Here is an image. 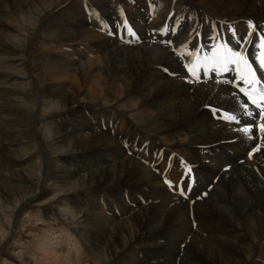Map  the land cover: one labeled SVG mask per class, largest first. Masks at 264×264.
Masks as SVG:
<instances>
[{
    "label": "bare ground",
    "instance_id": "1",
    "mask_svg": "<svg viewBox=\"0 0 264 264\" xmlns=\"http://www.w3.org/2000/svg\"><path fill=\"white\" fill-rule=\"evenodd\" d=\"M15 1L20 0H11L15 11L19 12L25 5L32 6L42 20L52 14L51 7L62 0H21L22 8L17 7ZM91 1L84 0L77 7L64 5L55 8L51 15L58 19L57 22L54 20V28L60 30V39L68 47L82 50H76L77 58L66 62L65 68L75 76L91 78L94 86L91 92L101 94V99L110 98V104L115 106L122 102V107L127 106V112L135 107L141 108L137 109V120L141 123L147 120L145 126L158 132L145 133L138 130L134 122L124 123L125 128L119 127V117L101 102L80 106L82 93L78 90L81 86L75 89L78 84L71 85L74 86L71 90L56 87L50 91L64 106H70L61 115L62 136L65 139L75 137L76 146L83 150V154H79L87 153L84 158L87 165H79L84 171L89 170L88 174L80 177L73 166L71 169L62 166L61 170L68 176L66 182L71 184V177L76 172L85 186H93L97 191L112 189L114 194L125 189L131 198V203L125 204L127 210L122 207L117 216L113 213L116 220L122 211L131 216L129 221H117L115 230L108 229L109 223L104 222L103 212L92 211L94 203L88 205L92 208H84L83 222L87 223L83 224H86L88 236L95 235L97 246H103L107 252L114 248L115 253H120L132 242L131 248L145 255L138 259L139 264L147 260L148 264H173L172 255L182 254L183 264H219L225 261L224 258L226 262L223 264H264V133H258V115L248 117L243 114L240 104L246 100L238 89V85L253 86L240 80L235 65L229 64L228 71L210 70L213 46L227 44L248 58L264 84V74L259 70V60L264 59L261 42L264 0H101V10ZM3 3L0 0V9ZM44 11L47 14H43ZM125 19L136 33L135 37L125 31ZM59 20L63 24L59 25ZM5 21L0 17V37L8 30ZM249 21L256 26L255 31L249 28ZM165 26L170 30L168 34L162 31ZM232 30L236 32L235 38ZM8 42L6 38L4 43L8 48L17 54L24 53V48ZM184 44L188 45L186 54L179 57L173 50ZM189 52L196 55H187ZM220 52L226 55L223 49ZM21 60L27 62L25 66L29 65L28 61ZM55 60L57 63L49 60L45 64L48 72L54 78L65 77L58 64L62 59ZM185 65L193 67L199 80L188 72ZM165 68L167 72L163 70ZM104 78L109 85L106 89L101 82ZM118 85L127 89L121 98L114 99L113 94L120 96L114 93ZM260 87L264 91V87ZM129 94L131 97L125 99ZM261 105L264 106V100ZM10 107L7 102L0 103V133L12 138L5 142L0 135V167L8 168L6 174L0 171V192L5 191L2 192L5 197L19 198L24 203L29 172L15 157L16 147H19L16 140L23 137L12 128L15 120L12 116L14 110ZM148 110L155 113L151 120L142 114ZM248 110L254 114L260 112L259 108L249 104ZM225 112L237 115L240 122L220 119ZM71 126L73 130L69 128ZM249 126L252 130L245 134L242 129ZM256 148L260 150L253 151ZM249 153H252L251 157ZM58 155L74 161L81 157L76 153L73 157L66 153ZM187 166L192 167V181L185 176ZM165 181H171L173 187L170 188ZM181 183L186 191L191 183L187 198L176 188ZM42 195L45 192L39 197ZM77 200L81 201L80 198ZM166 220L168 225L162 227ZM127 223L137 227L131 242L123 237L126 230L121 232V229H127ZM177 227H182L181 234L174 239L172 234L175 231H166ZM199 228L207 231V240L199 234L193 239ZM68 232L67 228L60 231L48 229L38 237L39 264H87L88 254L73 233L69 232L73 238L72 247L63 248V236ZM118 232L124 233L123 236L119 237ZM202 233L205 234L204 230ZM116 234L121 250H117L113 243ZM212 242L219 245L220 253L210 250L211 246L209 249Z\"/></svg>",
    "mask_w": 264,
    "mask_h": 264
},
{
    "label": "rangeland",
    "instance_id": "2",
    "mask_svg": "<svg viewBox=\"0 0 264 264\" xmlns=\"http://www.w3.org/2000/svg\"><path fill=\"white\" fill-rule=\"evenodd\" d=\"M2 1H4V3L2 7L3 9H0V17L4 21L5 19H8L4 23V26L8 25L5 27L8 30L4 32L5 34H3L2 37H0V45L3 46V49L0 50V92L1 94H3V92L6 93L5 95L0 94V103L7 102L11 106L10 108L14 110L12 116L14 117L15 121L12 125V128L23 137L20 139L17 138L16 140L19 143V147H16L18 151H15V157L25 164L24 167L27 168L26 172H29L26 178L29 180L27 183V190L25 189L26 195H24V197L26 199L24 203H22L19 198H11L9 196L5 197V195L2 194V192L5 193V191L0 192V264H39V255L37 250L39 244V241L37 240L38 237H40L44 231H47L48 229L60 231L62 228L69 229V232L73 233L78 241H80L85 253L88 254L87 264H139L137 263L138 259L140 260L144 258L145 255L143 252H139L131 248V241L134 240V236L137 233L134 232L137 231V227L135 225L127 223L128 226L125 227L127 229H121V232L126 230L124 232L126 236H123L124 233L122 234L118 232L119 237L122 234L123 237H127V239H129V242H131L129 247L121 250V248L118 247L119 240L117 238V234L114 236L116 238L113 239V243H115L114 246L118 244L116 249L121 250L120 253L116 252L118 255L115 257H113L114 254L116 255V253L113 251L114 248L111 249L113 252L111 250H108L107 252V249L102 248L103 246H97L98 242L97 238H95V235L88 236L89 234L86 231V224H83L87 223L86 221L83 222L85 219L83 215H86L84 208H92L88 205L95 204V208L93 207L92 211L98 209L96 212H103L104 222L109 223L107 225L108 229L115 230L114 226L117 224V221L121 223L123 221H129L131 216L129 217L125 211H122L120 213V217H118L116 220V218L113 217V213L116 215L122 207H125V210H127L128 207L125 204H130L131 198L128 197L125 189L122 192L119 191L118 193L114 194L112 189L109 190L104 188L97 191L95 188H93V186L83 185L84 180L79 178L80 175L78 174H81L80 177H82V175L86 176L88 174L89 170L84 171L82 168L83 165L86 166L88 163L85 162L86 159H84L86 158L87 153L80 155L83 154V150L81 147L76 146L74 139L75 137H72V139H65L62 136L63 126L60 123L62 122L61 115L65 114L70 106H64L57 100L58 97H55V94H51L50 91L56 87H62L64 89L71 90L72 87L78 84V87L76 86L77 88L75 87V89L78 90V88L81 86V88L78 90L82 93L80 96V106H83L84 104H97L98 102H101V104H105L104 107L109 109V111L111 110L112 114L119 117V127L123 126V128H125V124L134 122L136 128L138 130H142L145 133L149 132L154 134L157 133L158 130H154V128L151 126L146 127L145 125L147 120L143 123H141L142 121L137 120V114H139L137 109L141 108L135 107L131 112H127V106L124 105V107H122V102L117 103L115 106L112 103L110 104V98L101 99V94L91 92L92 88L94 87L90 82L91 78L84 79V77H80L79 75L75 76L72 74L73 72H71V70L65 68L64 64L69 62L71 58H77L75 52H77V49L81 50V48L72 49L71 46L68 47L66 45L67 43L62 41L63 39H60L62 36V34H60V30L58 31L56 28H54V22H57L58 19L52 18L51 15L53 14L55 8H60L64 5L68 7H77L80 4H83L84 0H62L59 4L55 2L54 4L57 5L54 8L53 6L51 7L52 14H47V12L44 11L43 14L47 15L44 16L42 20L41 17L36 15V12H34L35 9L32 8V6L29 8L28 5H25L27 1L24 3L25 6L19 4L21 0L15 1V3L17 2V7L22 8L23 6V9L19 12L13 9L14 4L11 2V0ZM94 1L95 0L91 2L96 7L98 6L100 10L103 9V6L101 7L100 4L101 0H96V4ZM141 11L143 12L144 10L141 9ZM15 12H17V15ZM12 14L14 16H11ZM11 17L17 18L13 19ZM28 17L29 19H27ZM61 22L62 21L59 20V25L63 24V22ZM118 27L120 28L121 26ZM6 38L9 40L8 43H14L13 45L16 47L24 48V53L17 54L12 48H8L4 43ZM124 43H126V41H124ZM128 44H130L129 41ZM21 58L28 61L29 65L25 66L27 62L24 63ZM55 59H62L58 64L59 67L65 72V77L54 78L51 76L50 72H48L45 64L47 61L49 62V60H51L52 63H57ZM100 65H102V62ZM48 76L49 78H47ZM91 76L93 77L94 75ZM75 78H78V80ZM75 82L77 83L75 84ZM79 82L81 84H79ZM101 82H104L105 89L109 87L108 82L105 83V78L103 80L101 79ZM73 84L74 86H71ZM126 89L127 88L124 85H118L114 93L120 94V96H115V94H113L112 97L114 99H117V97L121 98V96L124 95L123 93ZM130 97L131 94H129V96L125 99ZM109 104L111 106H109ZM142 114L147 115V118L150 117L148 120H151L155 113L153 110H148L147 113L142 112ZM122 115L123 117H121ZM109 126H111V123ZM69 128L70 130H73V126ZM0 135L3 136L2 138L5 142L12 140V138H8L2 133H0ZM61 153H66L70 156L72 155V157L80 153L78 156L81 157L80 159H75L78 162V164H76L77 162L74 161V159H66V161L62 155H58ZM52 156L56 158L52 159ZM70 161L72 163H70ZM79 161L81 163H79ZM53 162H56L57 164H54ZM78 165L79 167H77ZM62 166L68 168L70 166V169L73 166L72 169L75 168V171H79V173L74 171L75 176L71 177L73 178L71 184L66 182L67 180L65 179H67L68 176L61 170ZM6 170L8 171L6 166L4 167L3 165V167H0V171H3L1 173L6 174ZM166 176L169 177V179L171 178L168 172H166ZM5 186L6 183H4L3 187ZM102 191H104V193ZM43 192H45V195L39 197V195ZM76 198H80L81 201L77 200ZM87 202L89 203L87 204ZM96 204H98V207ZM122 217L126 218L121 219ZM114 219L116 221L111 223L110 220ZM167 223L168 221L166 220L162 227L168 225ZM181 229H178L177 227L167 229L166 232L173 233L172 231H175L172 234L173 238L175 239L177 238L176 235L181 234ZM201 229L202 228H199L197 230L200 231L199 233L196 231V234H193V239L198 234L205 236L206 239L207 231L203 229L205 232L204 234L202 233L203 230ZM62 231L65 233L64 230ZM69 232L63 236L64 241L61 243L63 248L72 247L73 245V238L71 239ZM133 232L134 236L132 237ZM186 232H188V229ZM61 238L62 237L59 239ZM127 239L125 238V240ZM208 239L212 240L211 237ZM218 248L219 245L217 243L214 244L212 242L209 244L210 250H215L217 253H220ZM103 250L106 253L103 252ZM183 257L184 254L175 257L172 255L171 259L173 260L174 258L173 264L174 262L175 264H183ZM224 259L225 261L219 262V264L225 263L226 258ZM147 261L143 264H148Z\"/></svg>",
    "mask_w": 264,
    "mask_h": 264
},
{
    "label": "snow or ice",
    "instance_id": "3",
    "mask_svg": "<svg viewBox=\"0 0 264 264\" xmlns=\"http://www.w3.org/2000/svg\"><path fill=\"white\" fill-rule=\"evenodd\" d=\"M123 24H124V28L127 34L135 37L136 33L133 31L132 27L129 26L127 19L124 20ZM248 24H249V28L252 31H255L256 26L252 23V21H249ZM162 31L165 34H168L170 30L167 26H165L162 29ZM232 34H233V37L235 38L236 36L235 30H232ZM251 34L252 32H249V35ZM239 42L240 41L237 40V43ZM261 42H262V46H264V36H261ZM166 43L170 45L171 41H167ZM187 48H188V45L184 44L178 50L174 49L173 51L175 52L177 56L183 57L186 54ZM221 49L224 50L226 55L221 54L220 52ZM187 55L195 56L196 53L189 52L187 53ZM211 56H212V61H213L212 67L210 69L211 71H217L219 69L228 71L230 70L228 67L229 64H232V65H235V70L240 73V80H242L245 84H250L253 87H255V85H261L262 87H264V84H262L261 80L257 76V69L253 67L252 63L249 62L248 58L242 52L233 50L231 47H228L227 44H219V45L213 46ZM185 68L188 70V72L192 73V75L196 78V80H199V77L196 76V73L193 67H191L190 65H185ZM163 70L165 72L168 71L166 68ZM259 70L261 74H264V59L259 60ZM173 75H175V73H173ZM227 83L231 84L232 82L228 81ZM239 92L243 93L248 98V100H250L252 104L256 106V108L260 109V112L258 114H254L252 111L248 110V104L246 102H243L240 104V108L243 110V114L248 117H253L254 115H258L259 119L261 121H264V106H262L261 103L256 99V97L253 96L251 92L246 90L244 87H240ZM260 96H261V99L264 100V92H261ZM219 118L224 119L225 121H228V122H236V123L240 122L237 119V115L230 114L228 112L223 113V115ZM259 128H260V131L264 133V124H260ZM251 130L252 129L250 126L242 129V131L245 134L251 132ZM259 150H260L259 148H256L253 151H259ZM249 155L251 157L252 153H249ZM192 171L193 170L191 166L186 167L185 176H187L189 181L193 180ZM165 182L168 183L170 188L173 187L171 181H165ZM176 188L181 196H184L185 198H187V191H191V183H189L187 187V191L185 190L183 183L176 185ZM204 195H207V193H205Z\"/></svg>",
    "mask_w": 264,
    "mask_h": 264
}]
</instances>
